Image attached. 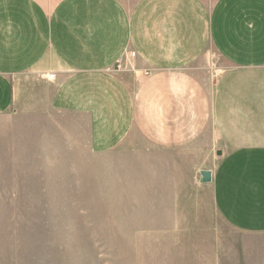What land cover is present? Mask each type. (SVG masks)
Returning <instances> with one entry per match:
<instances>
[{
	"label": "crops",
	"instance_id": "crops-1",
	"mask_svg": "<svg viewBox=\"0 0 264 264\" xmlns=\"http://www.w3.org/2000/svg\"><path fill=\"white\" fill-rule=\"evenodd\" d=\"M126 50L132 68L114 72ZM1 115L51 121L94 155L135 128L181 155L209 127L216 210L264 236V0H0ZM246 251L264 264V244Z\"/></svg>",
	"mask_w": 264,
	"mask_h": 264
},
{
	"label": "rangeland",
	"instance_id": "rangeland-1",
	"mask_svg": "<svg viewBox=\"0 0 264 264\" xmlns=\"http://www.w3.org/2000/svg\"><path fill=\"white\" fill-rule=\"evenodd\" d=\"M131 62L122 55L111 69ZM36 120L0 116V264H245L246 249L264 244L215 208L209 127L181 155L141 146L136 128L121 149L94 155Z\"/></svg>",
	"mask_w": 264,
	"mask_h": 264
},
{
	"label": "built area",
	"instance_id": "built-area-1",
	"mask_svg": "<svg viewBox=\"0 0 264 264\" xmlns=\"http://www.w3.org/2000/svg\"><path fill=\"white\" fill-rule=\"evenodd\" d=\"M134 56H135L134 51H132V50H126V52H125V57H127V58H132V57H134ZM51 77H53V74H51Z\"/></svg>",
	"mask_w": 264,
	"mask_h": 264
},
{
	"label": "water",
	"instance_id": "water-1",
	"mask_svg": "<svg viewBox=\"0 0 264 264\" xmlns=\"http://www.w3.org/2000/svg\"><path fill=\"white\" fill-rule=\"evenodd\" d=\"M204 176L207 178L208 177V173L206 172V173H204Z\"/></svg>",
	"mask_w": 264,
	"mask_h": 264
},
{
	"label": "bare ground",
	"instance_id": "bare-ground-1",
	"mask_svg": "<svg viewBox=\"0 0 264 264\" xmlns=\"http://www.w3.org/2000/svg\"><path fill=\"white\" fill-rule=\"evenodd\" d=\"M211 180V179H210Z\"/></svg>",
	"mask_w": 264,
	"mask_h": 264
}]
</instances>
